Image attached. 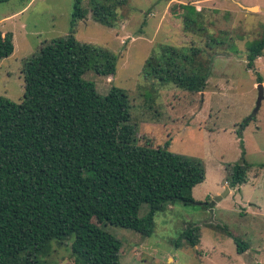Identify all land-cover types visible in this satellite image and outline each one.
<instances>
[{"label": "trees", "instance_id": "trees-1", "mask_svg": "<svg viewBox=\"0 0 264 264\" xmlns=\"http://www.w3.org/2000/svg\"><path fill=\"white\" fill-rule=\"evenodd\" d=\"M73 1L69 34L45 42L26 61L21 102L0 96V264H51L54 242H71L76 264H121L122 244L103 224L150 237L156 215L180 202L194 204L192 190L206 179L200 162L174 154L166 145L136 143L124 90L114 87L102 96L84 79L91 69L114 75L117 56L77 40L76 24L89 12L85 0ZM128 2L89 0L92 18L114 28L117 10ZM188 15L183 13L186 31H204ZM14 51L13 34L0 28V62ZM201 54L197 47L161 46L147 60L144 74L161 84L202 92L212 59L204 61ZM263 55L264 35L248 49L247 69H255ZM258 83H263L261 77ZM249 170L246 161L229 166L226 184H247ZM143 206L148 212L140 217ZM223 228L238 252L245 253L248 245ZM198 231L191 227L183 234L193 247Z\"/></svg>", "mask_w": 264, "mask_h": 264}, {"label": "rangeland", "instance_id": "rangeland-1", "mask_svg": "<svg viewBox=\"0 0 264 264\" xmlns=\"http://www.w3.org/2000/svg\"><path fill=\"white\" fill-rule=\"evenodd\" d=\"M191 1L196 0L183 2L184 11L175 3L168 8L170 0H129L117 10L114 28L95 22L89 0L84 1L89 13L76 24L77 40L117 56L114 75L102 76L91 69L84 79L93 82L102 96L114 87L127 93L137 144L166 145L170 152L196 160L206 170L205 181L192 190L195 203L180 202L158 213L152 236L110 224L102 227L121 242V264H167L168 256L174 264H264V98L256 111L262 85L257 84L258 77L264 81V55L252 70L247 69L246 60L248 49L264 35V12L247 13L235 4L238 1L264 8V0H211L199 5L205 11ZM73 3L10 0L0 4V18L9 17L3 30L27 26L25 37L16 39L17 54L0 62V96L21 102L26 61L40 52L43 42L69 34ZM224 5L233 6L237 14L231 15ZM184 12L204 31H186ZM22 46L26 57L20 51ZM161 46L197 47L204 61L212 59L205 94L161 84L144 74L147 60L158 55ZM253 117L256 119L251 120ZM247 120L248 126L241 130ZM243 161L250 165L247 185L227 188L224 178L228 167ZM220 196L223 199L211 214L204 205ZM147 212V206H143L140 217ZM218 225L228 226V232L243 240L249 252L239 253L233 238ZM191 227L200 228L201 244L197 247L183 236ZM53 249L51 264H76L71 242L62 246L54 242Z\"/></svg>", "mask_w": 264, "mask_h": 264}, {"label": "crops", "instance_id": "crops-1", "mask_svg": "<svg viewBox=\"0 0 264 264\" xmlns=\"http://www.w3.org/2000/svg\"><path fill=\"white\" fill-rule=\"evenodd\" d=\"M186 0H170V2H169V4H168V8L170 7V5L171 4H173V3H175V4H178V6H182V7H184V4H183V2H185ZM189 1L190 0H188V3H189ZM208 2H211V0H196V1H191L190 2V4H197V8H199L201 11H205L206 10V8H204V9H201V7L199 6V5H203V4H207ZM235 4L236 5H238L239 6V8L241 9V10H243V11H245V12H249V8H257L258 9V13L259 12H264V8H262L260 5H258V4H253V5H244V4H242L241 2H238V1H235ZM167 8V9H168ZM180 8V7H179ZM213 8H215V7H213ZM223 8L224 9H228L227 11L228 12H230V14L231 15H235V13L237 12V10L236 9H234L233 8V6H231V5H224L223 6ZM185 11V10H184ZM251 12V11H250ZM253 13V12H252ZM237 14V13H236ZM14 16H17V14L16 15H14ZM71 16H72V13H71ZM154 17L156 16V14H154L153 15ZM152 16V17H153ZM13 17V16H12ZM72 18V17H71ZM163 18L164 17H162V19H160L161 21V23L159 22V26L160 25H162L163 24ZM183 20H184V18H183ZM9 21V17H1L0 18V28H1V30H3L4 28H5V24L7 23ZM92 21V20H91ZM89 21H87L86 20V23H88ZM185 26V25H184ZM19 29L20 30H16L15 31V29L13 28L12 30L10 29V31H6V30H3V31H5V32H11L12 34H13V37H14V46H15V51H14V53H13V55L11 56V57H9V58H7V59H5V60H3V61H7V60H10L11 58H13L16 54H17V52H18V45H17V43H16V39L19 37V36H21V37H25V30L27 29V26H26V24L25 25H21V26H19ZM159 29V28H158ZM24 31V32H23ZM70 32V31H69ZM28 38H30V36L28 37ZM119 38V37H118ZM23 39V38H22ZM43 44H44V42H43ZM42 44V45H43ZM22 50H23V53H24V55H23V57H26L27 55H28V53H26L25 54V49H24V47L22 46V48H21V52H22ZM229 58H231V56L229 57ZM261 58V57H260ZM260 58H258L257 59V63L255 64V65H258V62H259V60H260ZM247 60V59H246ZM2 61V62H3ZM211 64H213V63H211ZM257 84H259L258 82H257ZM262 84V86L264 87V81H263V83H261ZM208 85V84H207ZM203 92H204V94H205V92H206V88L204 89V91H202V92H195V93H202L203 94ZM256 119V118H255ZM247 127V126H246ZM249 172V171H248ZM225 177H226V174H225ZM224 180H225V178H224ZM248 181H249V179H248ZM244 185H247V184H244ZM244 185H241V186H238V187H236V188H239V187H242V186H244ZM225 186L227 187V188H230L229 186H228V184H226V182H225ZM229 192H230V190H229ZM231 193V192H230ZM210 210V209H209ZM218 228H221L222 227V229L224 230V228L223 227H226L229 231H230V229H229V227L228 226H226V225H218L217 226ZM225 231V230H224ZM233 236H235L233 233H231ZM229 237H231L230 235H229ZM199 244H201V234H200V228H199V231H198V238H197V245L195 246V247H197ZM249 247H248V250L244 253V254H247L248 252H249ZM166 261H167V263H169V264H174V259L171 257V256H168L167 257V259H166ZM170 261H172V263H170Z\"/></svg>", "mask_w": 264, "mask_h": 264}, {"label": "water", "instance_id": "water-1", "mask_svg": "<svg viewBox=\"0 0 264 264\" xmlns=\"http://www.w3.org/2000/svg\"><path fill=\"white\" fill-rule=\"evenodd\" d=\"M248 10L251 12H257L258 11V9L256 7L255 8H249ZM259 90H260V95H259V100H258L256 111L259 110L261 103H262V100L264 98V93H263L264 91H263L262 85L259 86ZM227 193H229V189H227ZM222 199H223V196H220V197H217L211 204H207L208 208L210 209L211 214H213V207L216 205V203H218ZM167 264H169V263H167Z\"/></svg>", "mask_w": 264, "mask_h": 264}]
</instances>
